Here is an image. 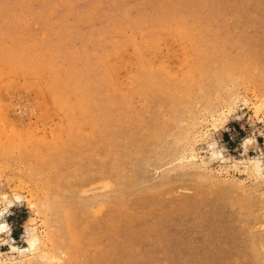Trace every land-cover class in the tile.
Masks as SVG:
<instances>
[{
  "label": "rangeland",
  "instance_id": "obj_1",
  "mask_svg": "<svg viewBox=\"0 0 264 264\" xmlns=\"http://www.w3.org/2000/svg\"><path fill=\"white\" fill-rule=\"evenodd\" d=\"M0 264H264V0H0Z\"/></svg>",
  "mask_w": 264,
  "mask_h": 264
},
{
  "label": "bare ground",
  "instance_id": "obj_2",
  "mask_svg": "<svg viewBox=\"0 0 264 264\" xmlns=\"http://www.w3.org/2000/svg\"><path fill=\"white\" fill-rule=\"evenodd\" d=\"M245 144H247V143H245Z\"/></svg>",
  "mask_w": 264,
  "mask_h": 264
}]
</instances>
